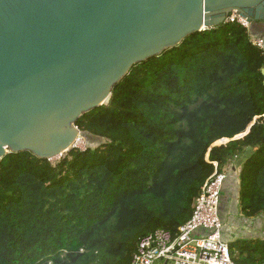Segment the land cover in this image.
<instances>
[{"label": "trees", "instance_id": "obj_1", "mask_svg": "<svg viewBox=\"0 0 264 264\" xmlns=\"http://www.w3.org/2000/svg\"><path fill=\"white\" fill-rule=\"evenodd\" d=\"M263 68L264 50L224 22L133 65L76 121L100 141L93 147H72L55 161L5 154L0 264H132L142 236L174 233L189 219L213 172L209 161L226 171L245 153L238 210L262 217ZM229 248L235 264H264V238L234 239Z\"/></svg>", "mask_w": 264, "mask_h": 264}, {"label": "water", "instance_id": "obj_2", "mask_svg": "<svg viewBox=\"0 0 264 264\" xmlns=\"http://www.w3.org/2000/svg\"><path fill=\"white\" fill-rule=\"evenodd\" d=\"M231 12L264 22V0H0V159L62 157L133 65Z\"/></svg>", "mask_w": 264, "mask_h": 264}, {"label": "built area", "instance_id": "obj_3", "mask_svg": "<svg viewBox=\"0 0 264 264\" xmlns=\"http://www.w3.org/2000/svg\"><path fill=\"white\" fill-rule=\"evenodd\" d=\"M224 22L237 23L245 28L252 44L264 50V37L252 34L251 22L245 17L231 12ZM80 139L82 133L73 147L84 150L76 145ZM209 162L213 165V172L205 179L195 198L189 219L174 233L159 228L142 236L132 253V264H235L231 259L230 241L226 237L227 227H224L226 221L223 219V212L225 214L227 210L222 198L225 194L223 189L229 175L220 169L217 161ZM234 199L236 207L237 200ZM239 214L251 224L256 220Z\"/></svg>", "mask_w": 264, "mask_h": 264}, {"label": "rangeland", "instance_id": "obj_4", "mask_svg": "<svg viewBox=\"0 0 264 264\" xmlns=\"http://www.w3.org/2000/svg\"><path fill=\"white\" fill-rule=\"evenodd\" d=\"M251 31V30H250ZM252 34H254L252 32ZM81 141L78 142L76 145L80 146L81 148H86L87 146L93 147L96 143L100 142L98 140L89 137L88 135L83 136ZM246 156V153L243 157L236 158L232 165L234 168H228L226 171L229 176L226 179V184L224 186V193L223 200L226 203L227 210L224 214L223 212V219L226 221L224 222L226 229V237L228 241H232L234 239H242V238H264V213L262 217L256 219L252 224L250 221L242 218L238 211V203L235 207V199L238 202L237 198V190L238 189V173L243 161V158ZM59 158L52 159L51 161L58 160ZM234 169V170H233ZM253 220V219H252ZM225 230V228H224Z\"/></svg>", "mask_w": 264, "mask_h": 264}, {"label": "crops", "instance_id": "obj_5", "mask_svg": "<svg viewBox=\"0 0 264 264\" xmlns=\"http://www.w3.org/2000/svg\"><path fill=\"white\" fill-rule=\"evenodd\" d=\"M223 6L234 7L232 5H222V4L212 5V7H214V8H220V7H223ZM251 29H252V32L254 34L262 35L264 37V22H252L251 23Z\"/></svg>", "mask_w": 264, "mask_h": 264}]
</instances>
